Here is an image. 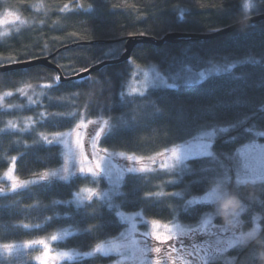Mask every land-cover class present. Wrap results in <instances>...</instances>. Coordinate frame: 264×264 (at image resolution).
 <instances>
[{"label": "trees", "instance_id": "16d2710c", "mask_svg": "<svg viewBox=\"0 0 264 264\" xmlns=\"http://www.w3.org/2000/svg\"><path fill=\"white\" fill-rule=\"evenodd\" d=\"M5 10L18 13L25 24L0 41V65L54 54L51 62L70 77L124 53V41L107 42L137 36L161 40L171 33L212 34L263 14L264 0H0V12ZM227 63L234 67L196 85L124 94L136 68L157 66L168 77L186 67L201 71ZM2 94L9 96L0 109V182L11 167L21 181L58 169L62 149L45 140L73 129L82 117L108 123L99 140L101 149L144 158L203 131L222 129L211 155L189 159L174 172L129 174L114 201L126 213L193 226L214 205L188 201L224 182L229 195L244 206V230L251 229L257 216L261 226L256 238L226 259L264 264V181L237 183L231 161L242 146L264 141V20L214 39L138 44L129 61L78 81L60 82L58 73L44 66L3 73ZM10 122L21 123V128L6 130ZM92 185L90 178L76 177L0 194V243L46 239L68 229L70 234L53 248L87 253L113 240L124 224L104 199L92 197L82 206L71 202L75 192ZM217 222L223 223L221 218ZM112 260L97 254L62 264ZM20 264L35 263L29 256Z\"/></svg>", "mask_w": 264, "mask_h": 264}, {"label": "rangeland", "instance_id": "374dc122", "mask_svg": "<svg viewBox=\"0 0 264 264\" xmlns=\"http://www.w3.org/2000/svg\"><path fill=\"white\" fill-rule=\"evenodd\" d=\"M24 24V20L15 11L0 12V41L21 29ZM233 67V64L228 63L217 66L211 64L201 71L186 67L168 77L163 76L157 66L136 68L125 87L124 94L143 95L153 88L196 85ZM8 96L9 94L0 95V109L6 106L5 98ZM20 128L21 123L10 122L6 130L18 131ZM108 128V123L103 120L87 121L82 117L73 129L45 140L48 144H58L62 149L63 162L58 169L32 180L21 181L16 178L11 167L0 182V194H5L39 182H66L76 177H88L94 185L82 187L75 192L71 202L76 206H82L92 197L102 198L110 208L115 209L124 224L119 236L87 253L58 251L53 248L54 243L64 240L70 234L68 229L52 235L57 237L56 241L52 240V236L42 239L51 250L52 259H49L48 264H62L97 254L111 256L113 260L108 264H233V260L226 259V255L237 247H243L259 235L260 216H257L250 229L257 228V234L245 239L244 234L250 230L243 228L242 204L238 215L233 217L231 225L217 222V218H220L219 204L230 196L224 182L188 201L189 205L198 203L214 205V210L193 226H186L178 221L153 224V220L147 219L141 212H123L119 204L114 201L120 193L124 178L129 174L174 172L182 169L181 166L189 159L211 155L215 137L223 131L222 129L203 131L194 139L144 158L101 149L99 140ZM231 161L237 183L264 181V141H255L242 146L232 156ZM229 175L227 173V177ZM13 184L16 187H13ZM35 241L10 244L12 245L10 249L3 248L5 244L0 243V264H7L8 261L15 264L24 263L29 256L35 264H41L38 257H42L45 249L43 245L35 244ZM157 248L160 249L159 252L155 251Z\"/></svg>", "mask_w": 264, "mask_h": 264}, {"label": "water", "instance_id": "95a60500", "mask_svg": "<svg viewBox=\"0 0 264 264\" xmlns=\"http://www.w3.org/2000/svg\"><path fill=\"white\" fill-rule=\"evenodd\" d=\"M263 20H264V13L247 17L243 19L242 21L238 22L237 24H234L228 28L219 30L212 34L171 33V34L166 35L161 40H153L152 38H149V37L137 36V37H128V38L117 40V41H110L107 43L111 44L115 42H123V41L125 42V46H124L125 51L119 58L113 59V60H105L79 74H76L70 77L64 76L60 68L51 62V60L54 58V54L50 56L37 58L34 60L0 65V74L11 72V71L29 69V68L36 67V66H44L46 68L55 70L59 75L60 82L78 81V80L89 77L93 73L99 72L101 69H103L106 66L118 65V64H122L124 62L129 61L131 59L134 48L138 44H151L155 46H162L164 43L176 44L180 40H184V39H198V40L214 39L216 37L236 31L244 26H247V25H250L256 22H260Z\"/></svg>", "mask_w": 264, "mask_h": 264}, {"label": "clouds", "instance_id": "9594fccd", "mask_svg": "<svg viewBox=\"0 0 264 264\" xmlns=\"http://www.w3.org/2000/svg\"><path fill=\"white\" fill-rule=\"evenodd\" d=\"M240 208V201L237 196H229L227 199H224L219 204V217L222 219L223 223L226 225H231L233 222V217L238 215V210ZM258 229L253 228L249 232L245 233V239L249 237H254L257 234Z\"/></svg>", "mask_w": 264, "mask_h": 264}, {"label": "snow or ice", "instance_id": "6c2138e0", "mask_svg": "<svg viewBox=\"0 0 264 264\" xmlns=\"http://www.w3.org/2000/svg\"><path fill=\"white\" fill-rule=\"evenodd\" d=\"M173 155H175V151H173ZM97 167H99V165H97ZM82 171H83V169H82ZM89 171H91V169H89ZM13 187H16V185L13 184ZM205 199H207V197ZM153 224H158V221L154 220ZM169 238H171V237H169ZM157 239H159V236H157ZM52 240L56 241L57 237L56 236H52ZM34 243L37 244V245H43L45 250H44V252L42 254V257H38V259L41 261V264H48L49 259H52L51 250H50L48 244L42 239L41 240H37ZM11 247H12V245H10V244L3 245V248H5V249H10ZM155 251L159 252L160 249L157 248V249H155ZM65 255H67V253H65Z\"/></svg>", "mask_w": 264, "mask_h": 264}]
</instances>
